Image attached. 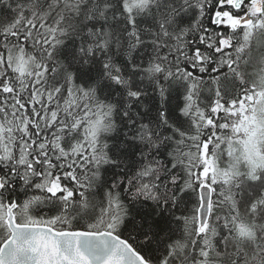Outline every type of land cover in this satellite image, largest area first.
I'll return each instance as SVG.
<instances>
[{
    "label": "snow or ice",
    "instance_id": "obj_1",
    "mask_svg": "<svg viewBox=\"0 0 264 264\" xmlns=\"http://www.w3.org/2000/svg\"><path fill=\"white\" fill-rule=\"evenodd\" d=\"M0 264H264V0H0Z\"/></svg>",
    "mask_w": 264,
    "mask_h": 264
}]
</instances>
